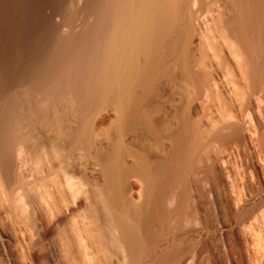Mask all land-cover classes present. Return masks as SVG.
Segmentation results:
<instances>
[{"label": "bare ground", "instance_id": "1", "mask_svg": "<svg viewBox=\"0 0 264 264\" xmlns=\"http://www.w3.org/2000/svg\"><path fill=\"white\" fill-rule=\"evenodd\" d=\"M56 2L62 13L67 1ZM80 2L55 26L37 17L46 0H0V100L10 97L0 105L1 186L15 193L17 154L27 138L21 131L32 125V200L44 188L39 176L46 164L57 193L49 203L54 225L69 215L78 223L75 206L84 198L93 220L86 229L73 223L78 253L62 229L71 264L89 257L84 235L92 232L109 263L122 255L121 264H150L173 219L179 236L192 195L191 173L198 184L212 170L201 159L205 133L189 109L174 108L171 97L170 106L163 104L162 81L182 78L195 88L193 97L203 99L211 83L219 86L215 62L228 68L237 88L221 96L239 102L241 112L228 114L212 137L242 142V108L264 91V0ZM206 18L212 26L203 31L205 44L197 24ZM133 178L143 186L139 202L131 198ZM184 253L164 252L159 264Z\"/></svg>", "mask_w": 264, "mask_h": 264}, {"label": "rangeland", "instance_id": "2", "mask_svg": "<svg viewBox=\"0 0 264 264\" xmlns=\"http://www.w3.org/2000/svg\"><path fill=\"white\" fill-rule=\"evenodd\" d=\"M65 1L67 3H64V10L61 13L56 0H46L40 16L37 15V17L42 21H50L55 26L61 25L66 19L64 17L74 11V4L77 6L81 3L80 0H76L75 3ZM218 5L217 11L220 7ZM206 19H201L203 24L198 20L197 24V26L201 25L198 26L200 42L205 44L209 41L204 32L212 23L208 21L210 19ZM60 31L68 33L69 29L62 27ZM196 57L201 60L200 55ZM228 72V68L221 67L215 62L213 73L219 86L211 83V88L203 95V99L202 96L200 99H195L193 97L195 88L188 85L182 78L177 80L167 78L162 81L165 94L162 99L163 104L170 106L171 97L174 101V108L186 107L190 110L193 119L206 137V147L201 152V159L205 161V164H212V170L198 184L195 183V176L191 173L192 195L185 222L178 231L179 236L175 237L176 219L175 222L174 219L172 220L171 231L166 233L163 249L161 248L165 251L160 250L158 254L159 259V255L167 251L174 252L178 249L185 251L183 255L178 256L169 264H180L182 258L188 260L189 257L187 264H264V147L261 146L264 142V91H262L263 94L260 93L252 98L251 105H244L242 108L244 140L227 144L219 143L212 137L216 125L221 124L225 117L230 118L228 114L241 112L239 102L229 104L221 96V93L232 94L237 88L233 81V74ZM14 92L22 96L20 86L15 87ZM7 97L6 101L5 99L0 100L1 106L8 103L10 97ZM21 133L27 138L21 143L22 148L19 149L15 164L18 190L15 189V193H10L5 186H1L0 182V264H71L67 258L61 231L66 229L73 241V249L78 253L81 246L78 242V229L91 227L88 225L93 226V220L88 217L90 215L85 210L86 199L84 198L81 204L75 206L82 216L81 218L78 212L76 213L79 221L78 223L75 221L77 224L73 223L78 227L72 223L75 218L70 215L64 217L59 225H54V219L50 217L53 214L49 215L51 212L49 203L53 202L51 196L57 194L56 189L53 182L47 179L48 167L45 164L41 170L42 173L40 172L41 175L39 174L41 179L43 177L42 186L44 188L42 187V191L39 192V198L32 200L34 187V176L32 175L36 173V167L33 168L35 164L32 163L34 162L32 141L27 143L32 139V125L24 127ZM257 142L259 145L256 144ZM131 184V198L139 202L143 186L134 178ZM201 190L203 193H200ZM44 201H48L47 204ZM80 210L85 212L82 213ZM190 230H192L191 233L187 232ZM89 234L84 235V239L88 242L84 241L90 247L88 248L89 257L87 256V259L76 264H121L122 255L120 258L115 256L111 263L104 259L103 253L100 254L97 248L98 245L96 247V238L92 235L94 233L92 232L91 236L95 239L90 238L91 236L88 239ZM194 244L198 246L197 250L193 249ZM196 252L197 257H195ZM199 252L200 256H198ZM158 259L155 257L150 264H159Z\"/></svg>", "mask_w": 264, "mask_h": 264}]
</instances>
